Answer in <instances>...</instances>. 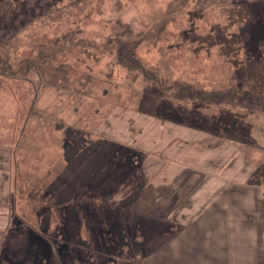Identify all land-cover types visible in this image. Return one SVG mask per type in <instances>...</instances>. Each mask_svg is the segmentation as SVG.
<instances>
[{"label":"rangeland","instance_id":"1","mask_svg":"<svg viewBox=\"0 0 264 264\" xmlns=\"http://www.w3.org/2000/svg\"><path fill=\"white\" fill-rule=\"evenodd\" d=\"M202 1L0 0V57L15 71L26 60L38 67L0 77V145L11 149L13 202L0 264H135L129 255L141 244L127 232L116 247L100 242L99 231L110 238L119 225L97 217L130 195L135 169L156 152L153 141L174 142L177 123L208 137L237 139L251 121L264 130V104L233 96L264 99V0ZM115 38L136 42L139 62L161 82L118 63L108 45ZM176 83L230 94L180 98ZM256 133L259 140L241 148L259 178L264 132Z\"/></svg>","mask_w":264,"mask_h":264},{"label":"crops","instance_id":"2","mask_svg":"<svg viewBox=\"0 0 264 264\" xmlns=\"http://www.w3.org/2000/svg\"><path fill=\"white\" fill-rule=\"evenodd\" d=\"M257 1L202 2L212 6ZM257 124L251 121L248 131L240 128L237 139L218 133L210 137L190 134L185 129L188 126L174 125L178 134L169 137L176 142L167 145L153 141L152 151L156 152L146 156L145 162L150 164L135 169L129 182L130 195L114 203L115 208L110 207L108 214V208H104L97 217L101 225L104 220L110 222L107 226L119 225V234L110 238L99 231L104 239L100 242L110 246L114 242L116 247L126 232L131 234L141 244L139 255L133 251L129 255L138 258L135 264H264V161L262 175L256 178L258 168L241 148L250 139L259 140L256 132L264 130ZM140 128L146 130L145 124ZM172 129L163 130L168 133ZM143 132L135 133L142 137ZM158 133L159 137L163 131ZM149 138L145 144L148 147ZM10 161V147L1 144L0 252L10 230L13 205ZM72 215L70 219L75 221L74 209ZM122 247L128 252L132 245Z\"/></svg>","mask_w":264,"mask_h":264},{"label":"trees","instance_id":"3","mask_svg":"<svg viewBox=\"0 0 264 264\" xmlns=\"http://www.w3.org/2000/svg\"><path fill=\"white\" fill-rule=\"evenodd\" d=\"M136 42L132 43L131 45L126 44L124 41L120 40L119 38L110 39L108 40V45L115 47V54L116 60L118 63H121L124 66H128L129 68H137L140 72L144 80H148L150 82L158 84L159 81L157 76L149 74L146 71V68L139 62L138 58L135 55L134 47L136 46ZM111 50V49H109ZM25 65L18 69L17 71L12 69V66L6 62L3 58L0 57V77H5L7 79H12L18 73H28L29 70L37 69L38 67L33 64V61L26 60ZM19 71V72H18ZM18 72V73H17ZM65 78V77H64ZM174 88L176 89V95L180 98H189V99H197V100H216L224 99V97L228 96L230 93L226 91L225 93H214L212 95L205 94L204 92H198L196 89H192L191 87L183 88L178 83L174 84ZM229 93V94H227ZM221 94V95H219ZM214 95V96H213ZM221 96V97H218ZM233 96L239 101H245L247 104H255L258 107H261L264 104V99L259 98V96H253V94L245 93L244 95H236L235 93Z\"/></svg>","mask_w":264,"mask_h":264}]
</instances>
